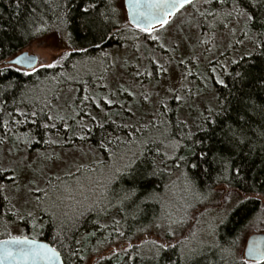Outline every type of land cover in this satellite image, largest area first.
<instances>
[{"label":"snow or ice","instance_id":"1","mask_svg":"<svg viewBox=\"0 0 264 264\" xmlns=\"http://www.w3.org/2000/svg\"><path fill=\"white\" fill-rule=\"evenodd\" d=\"M20 3L21 0H17V7ZM111 4L112 0H108L110 15H106L98 9L96 0H80L79 4L77 0H58L54 5L57 9L53 12L55 19L52 20L39 11L40 7L51 10V0H33L27 23L22 26L26 34L31 38L49 33L53 34V39L55 34H59L69 50L51 61L41 58L40 54L24 52L4 62L0 53V202L7 205L6 210L0 209V221L6 225L5 217L9 220L15 217L17 220H30L33 229H40L47 216L49 227L55 230L51 243H43L27 235L9 236V239L0 241V258L19 255L37 264H77L78 261L99 264L100 260L110 261L123 253L128 260H139L140 264H205L208 254L215 255L218 251L221 261H225L226 256L232 255V248L237 242L234 239L225 247L216 238L220 226L227 223V210L217 219L205 221L206 228L198 231L189 229L185 234L181 230L189 218L188 209L194 208L187 198L181 205L182 216L174 217L163 210L159 216L154 215L153 222L161 230L160 235L148 236L137 243L130 239L118 243L116 248L109 249L107 257L101 255L95 261L90 256L81 255V252L87 247L86 242L96 237L97 233L81 234L80 228L90 222L91 214H95L96 220L91 221L94 226L112 229L103 240H97L98 245L109 242L110 237L117 241L126 237L121 230V219H137L152 203L161 204L163 209L166 206L165 196L176 185L174 181L161 183V179H170L176 171L184 181V192L195 203L207 199L198 191V185H203L202 178L212 173H215L216 183L221 187H231L235 181L245 187L243 200L251 199L246 193L255 187V184H249V174L254 165L248 163L247 155L243 153V147L252 143L245 127H250L247 125V120L251 119L249 112L258 111L264 116V103L257 104L252 93L242 88L237 89V93L230 92L233 99L214 95L215 104L206 102L204 97L209 89V79L214 85L228 86L222 78L225 74L233 77L234 86L237 83L243 85L248 80L264 89V68L259 70L260 75H254L255 65L237 70L245 56L253 57L257 51L264 49V0H126L120 8L132 11L127 15L126 23L119 26L114 19L119 9L111 7ZM174 24L178 36L174 38L176 42L169 43L164 33ZM133 25L166 53H176L183 48L191 49V53L179 58L169 56L163 63L154 54L138 55L131 84L125 86V82L117 79L112 90L107 83H98V88L109 89L103 95L96 91L89 94V89L84 88L79 103L75 97L58 103L61 97L56 93L49 99L47 94L37 97L21 91L17 98L19 83L8 78L9 72L32 77L38 76L41 69L62 67V62L73 53H87L89 47L99 49L106 39ZM74 30L82 34L87 47L77 44ZM237 32L243 38H237ZM246 41L252 47H245L239 60L225 58L226 52L234 51L237 44L245 46ZM37 44L40 45L39 40ZM197 49L201 50L199 55ZM135 51L140 53V47L137 46ZM146 51L151 53V50ZM102 55L104 61L110 57V53ZM141 60L148 62L143 65V71ZM202 60L207 61V75L200 73L194 77L192 70L185 67L180 78L171 83L169 67L165 65L170 66L176 61L183 66L195 63L198 67ZM116 64L117 61H113L111 66L116 67ZM148 65L154 66V70H149ZM229 65L236 66L232 72L228 71ZM125 66L121 64V67ZM107 71L108 68L104 67L99 81L107 79L103 74ZM60 75L63 76V73ZM190 76L194 79L189 80ZM69 79L76 80L77 77ZM129 98L133 103H129ZM169 100L175 102V109L169 107ZM141 102L156 106L147 125L141 124L142 117L137 115ZM88 104L99 109L103 115H93L80 107ZM113 106L116 111H112ZM183 108L188 109V114L181 117L179 113ZM229 109L237 113L236 120H232ZM170 111L176 114L175 121L166 118ZM94 128L99 131V138L89 151L93 155L96 152L102 155L96 158V167L89 169L76 163L78 154L87 155L82 146L76 145L77 141L81 145L87 143ZM147 128L159 135H150L145 130ZM217 128L220 129L219 134ZM258 135L264 139V126ZM214 137L218 138L214 141ZM39 144H43L45 150L31 156L30 150ZM161 146L165 149L163 152ZM261 147L264 148V145ZM69 152L77 173H99L96 179H89L86 186L77 179L79 199L69 194L70 187L61 181L59 175L53 179L55 170L69 164ZM153 152L155 156L149 160ZM156 157H159L158 161ZM5 160L9 163L5 164ZM65 174L74 176L71 171ZM41 184L45 186L41 187ZM223 199L230 202L232 193L229 192ZM256 199L264 201V195H257ZM113 211L121 219L112 215ZM103 216H111V223L101 224ZM192 218L195 219V216ZM258 219L264 223V212ZM138 231L145 229L139 228ZM53 244L64 250L63 254ZM145 248L147 252L143 251ZM253 250L258 253L253 264H264V250L257 248L254 241L248 254L251 255ZM240 264H248L243 253Z\"/></svg>","mask_w":264,"mask_h":264},{"label":"trees","instance_id":"2","mask_svg":"<svg viewBox=\"0 0 264 264\" xmlns=\"http://www.w3.org/2000/svg\"><path fill=\"white\" fill-rule=\"evenodd\" d=\"M51 2L53 4V8L51 10L46 9L44 7H40L39 11L45 13L46 17H51L52 20H54L55 17L53 16V12L57 11L54 5L58 2V0H51ZM79 2L80 0H77V4H79ZM96 3L98 9L101 12H104L106 15H110L108 0H96ZM32 6H33V0H21L19 7H17V0H0V45H2V47H0V53L3 54V61H6L16 56L21 50L27 47L38 37L49 34L46 33L44 35L32 36L31 38H29V36L24 31V28L22 26L26 25ZM111 7H116L113 0ZM114 19L118 21V26L125 24L124 22H122L119 13L116 17H114ZM135 32L138 31L135 28L130 27L128 30L115 33L110 39H106L101 44V48L98 49L95 47H89L87 53L75 52L67 60L62 62L63 65L62 67H57L55 69H41L38 76L23 77L15 72H9L7 76L8 78H11L14 82L19 83V89L17 90V98H19L21 91H27L30 96L39 97L47 94L48 98L51 99L53 93H56L57 95L60 96L61 91L64 88L67 89L77 88V93L75 95V98L77 99V103H79L80 98H82V96L84 95L82 89L88 88L90 94L91 93L90 91H93V89L97 86V84L102 82L99 81L98 78L100 77L103 71L97 73L86 72V70L83 69V67L86 64L88 65L92 64L98 58L99 59L101 57L103 58L102 53H104L105 50L114 48L116 46H123L129 42H132L135 37L133 33ZM73 36L76 39L77 44H83L86 47L88 46L87 43L83 40L82 34L79 31L74 30ZM75 46L76 45H73V47ZM235 59L239 60L240 56L236 57ZM1 64L2 63H0V65ZM240 65H241L240 69L237 70L247 69L249 65H255L256 70L254 71V75H260L261 73L259 70L261 68H264V49L257 51L253 57L245 56L244 59L240 61ZM235 67L236 66L234 65H229L228 71L232 72L233 68ZM61 73H63V76L60 75ZM53 77H55V79H53ZM70 77H77V79L71 80L69 79ZM222 78L225 80L228 86L223 87L220 85L213 84L216 87L217 96H220L221 98L227 97L229 99H233L232 96H230V92L237 93V89L242 88L245 92L252 93V98L257 104L264 103V89H262L258 83L246 80L243 85L237 83L234 86L232 76L225 74L222 76ZM85 81L87 82L86 84L84 83ZM234 103L235 101L233 100V104ZM80 107L84 108L85 112H89L86 109L85 105H81ZM96 110L97 109L94 108L93 112L98 116H102L100 110L99 109L97 111ZM116 110L117 109L115 108V106H113L112 111H116ZM229 114L231 115L232 120L237 119V113L235 111L229 109ZM248 116L251 117V119L247 120V125H250V127L246 126L245 132L246 135L251 139L252 143L249 146L243 147V153L247 155L248 163L254 165L251 173L249 174V184H255V187L251 188L246 193L249 197H251V199L243 200L242 203L237 204V206H235V208L230 212V214L226 218L227 220L226 225L220 226L219 231L217 232V240H219L222 244H224L225 247H227L232 240L234 239L237 240L236 244L232 248V255L226 256L225 261H221L220 259L221 254L218 251L216 252L215 255L209 253L205 264H240L241 259L238 258L237 255L235 254L236 248L239 246L240 237L243 234L244 229L247 228L248 225L251 222H253L255 219L261 217L262 212H264L263 201H257L256 199L257 195H264V164H262V161H264V148L261 147L262 145H264V139L260 138L258 135L262 130V126H264V116H261L258 111L249 112ZM166 118L175 121L176 114L170 111L168 112V114H166ZM85 119L87 120V117ZM220 119H223V117H221ZM23 130L24 129L22 128L21 131ZM145 130L147 132L154 131L151 130L150 128H147ZM172 131L175 132V129L173 128ZM217 133L218 134L220 133L219 128H217ZM175 134L179 135V133H175ZM98 138H99V131L94 128L93 134L88 137L87 143L84 144H91L95 146ZM217 138L218 137H214L213 140L215 141ZM250 148L251 151L249 150ZM32 149L43 151L45 150V146L43 144H39V145H35ZM160 150L161 152H163L164 147L161 146ZM153 156H155V152L149 155V160H151ZM156 159L158 161L159 157H156ZM54 177L55 176H53V179ZM179 177H180V173L179 171H176L171 176L170 179L168 177L162 178L161 183L170 184L172 181L175 182L179 180L178 179ZM60 178L61 181L66 180V176L64 175L60 176ZM202 180H203V185H198V191L202 192L204 196L207 197L209 194H211L214 191V188L218 185V183H216L215 173H212L210 176L203 177ZM54 182L60 183V181H55V180ZM204 185H207L208 187H205ZM148 187H151V185H149ZM231 187L245 194V187H242L240 184L236 183L235 181H233V185ZM173 189L174 188H172L171 191L168 192L167 195L165 196L166 206L163 209L161 204L152 203L146 209V212L135 220L132 219L131 217H128L127 220L125 221L124 219H121L120 215H117L115 211H113L112 215H116L117 219H121V230H123L126 233V237H123L121 239H124L125 241L130 239L133 243H137L140 237L150 235V233H148L147 226L154 224L153 222L154 215L159 216L162 210L168 212V206H169L168 197L172 193L174 194V192H172ZM161 191L163 193V189H161ZM185 198H187L189 202H192L190 197H185ZM185 198L179 200V198L176 197L175 199L176 205L179 204L178 209L177 207L176 209L181 210L182 213H183V209L181 205L184 203ZM204 200L205 199H202L201 203H203ZM193 204L195 207L198 203L194 202ZM6 207L7 205L5 202H0V209L6 210ZM191 209L193 208L188 209V213L190 212ZM8 215L11 216L10 213ZM111 219H112L111 216H103L100 219V223L110 224ZM5 220L7 221L6 225L4 224L3 221H0V239L11 236L12 229L18 228L17 225L15 224L16 221L15 217H11L10 220L8 219V217H5ZM95 220H96L95 214H91L90 222L86 225H83L80 228L81 234H85L93 231L97 233L96 237H92L86 242L87 247L81 252V255H84L86 257H88L90 253H93L95 255L94 261L101 256L102 249L106 247L107 248L112 247L117 241L114 240L112 237H110L109 242H106L103 245H101L98 248L99 249L98 251H94L92 247H97L98 245L97 240L98 239L103 240L104 236H107L108 233L112 231L110 227L107 229L97 228L91 222ZM258 220L260 225L261 221L260 219ZM18 223L22 225V228L25 231L24 232L25 235L35 238L36 236L34 235L37 234L38 235L37 238L51 243L55 230L54 228L49 227V218L47 216L44 217V226L43 228H40L38 230V233H36L35 229L32 228V224L30 220H18ZM139 228H144L145 231H138ZM155 229L157 230L158 233L161 234L160 229H157L156 227ZM53 246L57 247V249L61 251L63 254L64 250L59 249L58 245L53 244ZM143 251L147 252V249L145 248ZM108 255L109 254H105L103 256L107 257ZM77 264H84V261H78ZM99 264H140V262L139 260H136L135 262L133 260H128L127 257H125L123 253H121L119 258L113 257L110 261L100 260ZM248 264H253V261H248Z\"/></svg>","mask_w":264,"mask_h":264},{"label":"rangeland","instance_id":"3","mask_svg":"<svg viewBox=\"0 0 264 264\" xmlns=\"http://www.w3.org/2000/svg\"><path fill=\"white\" fill-rule=\"evenodd\" d=\"M114 4L117 9H119V16L122 19V22L126 23V17H127V12L126 8L121 9L120 6L122 3H124V0H113ZM179 21H177L178 23ZM242 26V25H241ZM132 28H135V26H131ZM135 35L134 40L132 42L127 43L126 45L123 46H116L111 49H107L104 51V53H110V57L107 61H104V59L101 57L100 59H96L92 64H86L83 69L86 70V72H100L103 71L104 67L108 68V71L106 73H103L107 79L102 81L101 83H107L109 85V89L114 90L116 87V81L117 79H121L123 82H125V86H128L131 84V74L135 71V65L138 63V61L135 59L136 56L144 54H154L158 59H161V62L163 63L169 56L175 55L177 58L188 55L191 53V49L188 48H183L181 51H178L176 53L172 52H164L162 51L159 46L154 43L151 39H148L146 37L145 33H140V32H135L133 33ZM165 38L168 40L169 43L176 42L174 38L178 36V33L176 31V25H172L169 28L168 32L164 33ZM237 38H243L242 34L240 32H237ZM37 40H39L40 45H44L45 47H40V45L37 44ZM139 46L141 49L140 53H137L135 51L136 47ZM245 47L248 49H251L252 45L245 42V46L241 45H235V50H229L228 52L225 53V58H236L238 56H241V54L245 51ZM69 50L67 47V44L61 40V37L59 34H55V39H53V34H46L44 36L38 37L35 39L32 43H30L27 47H25L23 50H21L19 53L23 51H28L33 54H40L41 58L46 59L48 61H51L52 58L57 57L58 55H62L64 51ZM146 50H151V53H149ZM200 49H197V55L200 54ZM206 55L212 56L211 53H207ZM13 58V57H12ZM11 59V58H10ZM9 60V59H8ZM6 60V61H8ZM4 61V62H6ZM113 61H117L116 67H112ZM142 67L141 71H143V65L148 64L147 60H141L140 61ZM103 64V66H102ZM121 64H126L125 67H121ZM2 66V64L0 65ZM166 67H169V73L168 75L171 76V83H175L181 76V73L185 71V67L190 68L192 72L194 73V77H198L200 73H204L207 75L208 73V65L206 60H202L197 67L195 63L192 64H187L186 66L179 65L176 61H173V63L169 65H165ZM149 70H154V66L148 65ZM219 71V69H218ZM102 74V73H101ZM193 76L188 77L189 80L194 79ZM159 78V77H157ZM142 80L144 78H141ZM153 83L155 80L152 81ZM196 82H199L197 80ZM208 85L209 89L206 90V95L204 97L206 102H210L212 104H215L216 101L213 98L214 95H217V90L216 87L213 85L212 79L208 80ZM145 86L148 87V82L145 81ZM138 88V85L136 86ZM109 89H104V88H98L97 86L93 89V91L98 92L99 94L103 95L109 91ZM92 92V91H90ZM77 93V88L74 89H67L64 88L61 91L60 94V101L58 103H64L65 101H70L73 97H75ZM129 103H133V101L129 98ZM141 107L138 112V116H141L142 119L140 121L141 124L147 125L149 119L152 117V112L154 110L155 105L148 104L145 102H141ZM92 105L88 104L86 106V109L91 112L93 115H96L93 112L94 106L92 108ZM169 107L175 109L176 104L175 102L169 100ZM116 108V107H115ZM98 110V109H97ZM96 110V111H97ZM107 110V109H106ZM95 111V110H94ZM168 114V113H167ZM188 114V109L183 108L181 109V112L179 115L181 117L186 116ZM103 115V113H102ZM195 114L193 113V116ZM168 116V115H167ZM87 122V120H86ZM150 135L152 136H158L159 134L155 131H148ZM77 147H83L84 152L87 153V155H84L83 153H80L76 156V163L77 164H84L87 166V168L91 169L96 167L95 165V160L97 157H100L102 154L99 152H96L95 155H93L92 152L89 151L90 147H94L91 144H83L81 145V142L77 141ZM165 150V149H164ZM41 150L37 149H31L30 150V155L35 156L37 152H40ZM44 151V150H43ZM59 151V149H57ZM71 152H69V164L62 167L60 170H55L54 171V176L59 175V176H66V180L63 181L64 184H67L71 191L70 195L75 196L77 199L80 198L79 196V191H80V185L77 184V179L80 181V184L87 185L89 182V179H96L99 175V173L93 172L89 173L87 171L81 173L76 172V165L71 163ZM9 161L5 160V164H8ZM67 171H71L74 173V176H68L65 173ZM179 180L175 181L176 187L173 189L172 192L174 194L170 195L168 198L169 200V206H168V212L172 213L173 216L179 217L182 216L183 213L181 210L178 209V205H176L175 199L176 197L179 198V200L187 197V194L184 192V181L181 177L178 178ZM41 187H44V184L40 185ZM229 192L232 193V199L230 202H225L224 197L229 194ZM59 195V193H57ZM243 194L241 191L228 187L224 185L221 187L219 184L214 188V191L207 196V199L203 201V203H198L193 209L190 210L189 212V218L187 219L183 229V233L187 234L188 230L191 229L192 231H198L202 230L203 228H206V224L204 223L205 221H211L214 219H217L219 216L225 214V209L227 210V215L225 218L228 217L230 212L239 204L241 200H243ZM195 202V201H194ZM193 201L190 203H194ZM68 203H71V201H68ZM264 203V201H263ZM223 205V206H221ZM177 207V209H176ZM198 209L199 211H196ZM203 213V215H201ZM178 215V216H177ZM195 216V219L192 218V216ZM197 221H200V223H197ZM15 224L17 225L18 228L12 229L11 236H18V235H25L24 230L22 228V225L18 223V220L16 219ZM148 228V233L150 235L148 236H157L160 235V233L157 232L155 229L154 224L147 226ZM39 229H35V232L38 233ZM161 231V230H160ZM219 231V229H218ZM264 231V223H260L259 225V220L255 219L253 222H251L247 228L244 229L243 234L240 237V242L239 246L236 248V255L238 258L242 259V253L244 255V248L245 244L247 241V238L249 237L250 234L254 232H263ZM37 238V234L34 235ZM148 236H142L140 239L146 238ZM217 238V237H216ZM138 239V241L140 240ZM125 240L119 238L118 241L115 242V244L110 247V248H116L118 246V243H124ZM101 245H97V247H92V249L99 248ZM110 248H104L102 249V254H109V249ZM91 250V249H90ZM100 251V252H101ZM91 254V255H90ZM89 256L92 258V260L95 259V255L93 253H90ZM88 256V257H89ZM244 258V257H243ZM84 264H88L87 261H84Z\"/></svg>","mask_w":264,"mask_h":264},{"label":"water","instance_id":"4","mask_svg":"<svg viewBox=\"0 0 264 264\" xmlns=\"http://www.w3.org/2000/svg\"><path fill=\"white\" fill-rule=\"evenodd\" d=\"M124 3H126V0H124ZM131 11H132L131 9L126 8L127 15ZM24 52H28V51H23L21 53H18L16 56H18V55H20V54H22ZM31 54H33V53H31ZM29 238H34V237H29ZM7 239H9V237L0 239V241H4V240H7ZM35 239L37 241H40V242H43V243H49L48 241H45V240H42V239H39V238H35ZM253 241L256 243L257 248H259L260 250H264V231L263 232H254V233L250 234L249 237L247 238V241H246V244H245V248H244V255H243L244 259H246L247 261H253L254 258L258 257V253H257L256 250H253L251 255L248 254V249L251 247V242H253ZM0 249H2V246H0ZM0 264H37V262L31 261V260H29V259H27L25 257L17 255L15 257H11V258H8V259L0 258ZM43 264H47V262H43ZM53 264H55V262H53Z\"/></svg>","mask_w":264,"mask_h":264}]
</instances>
